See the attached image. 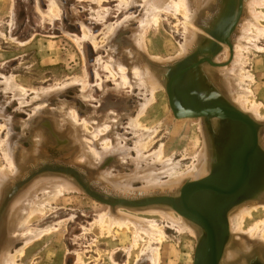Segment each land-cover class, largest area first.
Masks as SVG:
<instances>
[{"label": "rangeland", "instance_id": "obj_1", "mask_svg": "<svg viewBox=\"0 0 264 264\" xmlns=\"http://www.w3.org/2000/svg\"><path fill=\"white\" fill-rule=\"evenodd\" d=\"M123 1L130 2V0H0V111L5 118L10 119L7 128L0 116V169L6 168L10 174H14V169L4 157L1 145L7 140L8 130L14 144L18 136L21 139V146L30 149L34 137L20 124L34 119L38 112L42 114L40 119L45 125L49 120L47 115L52 112L69 113L75 118L76 123H81L82 118L98 119L105 112L112 111L118 121L114 133L120 137L122 145L132 147L136 137L129 120L135 117L138 105L149 96L145 95L142 89L133 87L134 80L129 68L124 69L130 84L118 86L113 80L117 82L120 78L111 75L107 67L109 47H114L119 57L126 58L125 50H130L131 38L139 28L138 21L133 19L141 17V4L125 7ZM219 1L220 5L213 6L210 12L212 19L208 26L200 31L198 47L191 54L198 48L203 50L208 42L214 41L207 30L214 28L219 24L218 20L221 17L224 19L228 15L230 6L236 14L237 0ZM105 10L109 12L106 20L96 16V12ZM260 11L264 15V8ZM243 13L242 8L241 18ZM183 15L182 11L176 16L173 13L164 14L158 25L149 24L143 31L145 52L141 53V57L160 79L163 88L155 93L152 102L137 122L146 130L143 132L146 142L143 155L156 152L161 145L162 160L171 159V163L178 164L180 170H186L193 165L196 155L206 143L211 172L214 158L212 142L213 137L221 131L219 122L205 121L202 118L175 119L165 89L167 79L164 68L168 66H161L153 60L178 57L181 52L180 46L184 42ZM117 26L119 28L115 36L109 40L110 28ZM260 26L264 28V16ZM233 33L230 37L232 46ZM253 36H256V39L251 40L252 46L246 51H241L242 67L245 72L243 76L247 77L244 80V87L250 92L249 103L259 104V114L264 117V36L256 30H253ZM226 47L230 52L229 47ZM226 61L223 50L214 58V62L221 67L230 65L232 58ZM205 67L203 70L205 76L200 74L197 77L204 95L213 96L217 93L232 105L210 74V67L208 65ZM33 109H37V112L33 113ZM257 124L259 136L261 129H264V122ZM111 130L108 129L110 132ZM46 131L45 128L44 132ZM89 131L93 132V129L89 127ZM101 133L105 134L104 130ZM46 135L50 140L53 138L50 131ZM107 144L109 146L110 142ZM259 147L264 153L260 143ZM132 154L134 155L133 152ZM66 155L65 144H61L60 147L55 143L42 145L38 154V158L42 160L40 159L37 164L43 162V166L48 164L67 166ZM31 156L29 160L36 161ZM29 166L30 164H27L24 167V174L29 171ZM116 168L120 170L119 165ZM22 176L20 174L18 179ZM259 186L257 196L264 192V170ZM10 191L11 189L7 193ZM7 193L5 194V190L2 193V202L9 194ZM251 201L234 208L239 209ZM263 202L264 198L258 203ZM109 210L110 206L95 201L82 190L64 192L51 200L50 208L45 209L42 214L35 213L24 228L31 231H47L28 244L21 240L15 241L8 253L14 257V264H152L153 260H156V264H193L202 233L200 228L191 222L185 219L193 232L181 233L176 227L170 228L159 216H149L122 208L121 211L124 213H137L139 219L156 223L164 233L161 242L157 244L144 235H141L140 239L135 238L133 229L126 232L113 228L108 232V221L105 219L101 224L100 219ZM175 215L180 217L176 212ZM262 223L264 211L259 209L250 219L245 220L243 231ZM1 228L2 226L0 231ZM255 235L256 233L253 237ZM9 237L14 235L11 234ZM229 238L227 244L230 243ZM148 247L153 252L149 253ZM262 250L244 259L241 258L234 264H264Z\"/></svg>", "mask_w": 264, "mask_h": 264}, {"label": "bare ground", "instance_id": "obj_2", "mask_svg": "<svg viewBox=\"0 0 264 264\" xmlns=\"http://www.w3.org/2000/svg\"><path fill=\"white\" fill-rule=\"evenodd\" d=\"M139 3L141 4L142 15L137 20L133 19V21H138L139 28L131 38L130 50H125L127 57H124L125 59L119 57L118 52L112 46L107 51V67H109L111 75L120 78V81H113L118 83V86L130 84L124 69L129 68L134 80L133 87L142 89L144 94L149 96L148 98L144 96L146 98L138 105L135 117L129 120L136 141L133 142L132 147L121 144L120 137L114 133L118 121L112 111L105 112L98 119L82 118L81 123H76L75 118H72L69 113L52 112L47 115L49 120L44 125L43 120L40 119L42 114L36 113L37 109H33V113H36L35 118L20 124L34 137L30 149L21 146V139L18 136L14 140L16 141L14 144L8 130L7 140L1 145L4 157L9 166L14 169V174H10L6 168L0 169V226H2L0 231V264H14V257L8 251L15 241L21 240L24 244H28L37 240L47 231L24 229L26 223L35 213L42 214L45 209L50 208V201L61 196L64 192L81 190L70 176L52 171L55 169L50 170L52 172L44 170L46 166L57 165L43 166V162L37 164L41 159L38 158V154L42 145L55 143L56 146L60 147L61 144H65L66 161L71 167L68 165L64 167L73 169L80 174L94 192L112 200L137 202L164 196L171 197L172 194L175 197L186 183L200 181L210 175V158L206 143H204L200 153L196 155L193 165L186 170H180L178 164L171 163V159L163 161L161 145L156 152L143 155L146 149L143 132L146 130L138 125L137 120L152 102L155 93L163 88L160 79L149 69L141 57V53L145 52L143 43L145 28L149 24L158 25L164 14L173 13L176 16L180 15L181 11L184 13L182 23L184 42L180 46L181 52L178 57L169 60L153 58L161 66L173 65L181 58L190 55L198 47L200 31L208 26L212 19L210 12L215 4L216 6L220 5V1L130 0V2H122L125 7H133ZM263 8L264 0H244L243 16L236 26L233 38H231L233 39V52H229L226 46L223 47L225 61L232 58L231 64L227 67L208 66L210 67V74L230 103L259 124H263L264 117L259 114V104L249 103L250 92L244 87V80L247 77L243 76L245 72L242 67L241 51H246L249 46H252L251 40L256 39V36H253V30L264 36V28L260 26L264 16L260 10ZM108 14L107 10L96 12V16L102 20H106ZM118 28V26L110 28L109 40L115 36ZM205 68L204 66L203 70ZM0 116L8 128L10 119L5 118L1 111ZM89 127L93 129V132L89 131ZM45 128L47 129L46 133L51 132L53 136L51 140L44 132ZM109 128L112 129L111 132L108 131ZM102 130L105 134L101 133ZM258 139L264 149V129H261ZM109 142L110 145L108 146L107 143ZM30 155L36 161L31 162L29 160ZM27 164H30L29 171L24 174V167ZM118 165L120 170L116 168ZM20 174L21 176L24 175L18 179ZM9 189L13 193L12 197L8 199V195H6L2 202V193L5 190L6 194ZM262 198H264V192L261 196L252 198L250 204L230 210V225H228L230 245L225 246L221 264H234L237 260L244 259L246 256L260 251V249H263L264 252V223L260 226L257 224L248 231H243L246 219H250L252 214L259 209L264 211V202L258 203ZM3 205L5 208L1 213ZM122 208L124 207L119 205L110 207L109 212L101 216V224L104 223L105 219L108 221V232H111L113 228L120 231L126 230V232L133 229L135 238L140 239L141 235H144L150 241L160 243L164 233L154 221L139 219L137 213L159 216L166 221L170 228L176 227L181 233L192 231L188 222L180 215L177 217L175 211L167 206L150 205L142 208H126L131 212H137L136 214L124 213L121 211ZM192 232L191 234H195ZM255 233L256 235L253 237ZM11 234L14 237H9ZM151 250L148 247L149 253L153 252ZM154 252L156 253L157 250ZM152 264H156V260H153Z\"/></svg>", "mask_w": 264, "mask_h": 264}, {"label": "water", "instance_id": "obj_3", "mask_svg": "<svg viewBox=\"0 0 264 264\" xmlns=\"http://www.w3.org/2000/svg\"><path fill=\"white\" fill-rule=\"evenodd\" d=\"M237 2L236 14L230 6L228 15L224 19L221 17L219 24L207 30L214 41L208 42L203 50L198 48L189 57L164 68L166 94L175 119L217 120L228 124L238 134V141L231 146L224 161L217 163L213 160L207 178L186 183L175 197L164 196L130 202L99 195L73 169L58 165L44 167L49 172L56 171L70 176L87 196L110 207L119 205L124 208H142L162 205L171 208L201 230L202 236L195 250L193 264H221L229 238L227 214L232 208L252 200L260 188L256 182L261 178L258 173L259 162L264 161V153L259 147V125L217 93L205 96L197 78L200 74L205 76V65L219 66L214 58L222 52L223 45L232 51L230 37L241 18L243 8V0ZM12 195L10 192L7 198ZM4 208L5 205L1 213Z\"/></svg>", "mask_w": 264, "mask_h": 264}, {"label": "flooded vegetation", "instance_id": "obj_4", "mask_svg": "<svg viewBox=\"0 0 264 264\" xmlns=\"http://www.w3.org/2000/svg\"><path fill=\"white\" fill-rule=\"evenodd\" d=\"M221 126V131L213 137V148H214V158L217 163H221L226 158L227 152L230 150L231 146H234L235 143L238 141L239 137L232 127L228 124L218 121ZM264 170V161L260 160L259 162V176L263 174ZM258 178L256 184L259 186Z\"/></svg>", "mask_w": 264, "mask_h": 264}]
</instances>
